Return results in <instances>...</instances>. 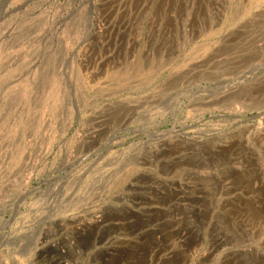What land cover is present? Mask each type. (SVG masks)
Instances as JSON below:
<instances>
[{"label":"rangeland","instance_id":"1","mask_svg":"<svg viewBox=\"0 0 264 264\" xmlns=\"http://www.w3.org/2000/svg\"><path fill=\"white\" fill-rule=\"evenodd\" d=\"M264 0H0V264H264Z\"/></svg>","mask_w":264,"mask_h":264},{"label":"water","instance_id":"2","mask_svg":"<svg viewBox=\"0 0 264 264\" xmlns=\"http://www.w3.org/2000/svg\"><path fill=\"white\" fill-rule=\"evenodd\" d=\"M263 115H264V113H262V112L256 113L250 117H247V121H256L259 117H261Z\"/></svg>","mask_w":264,"mask_h":264}]
</instances>
